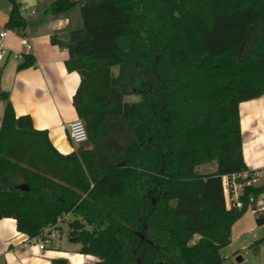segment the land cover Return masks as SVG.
<instances>
[{"label":"trees","instance_id":"1","mask_svg":"<svg viewBox=\"0 0 264 264\" xmlns=\"http://www.w3.org/2000/svg\"><path fill=\"white\" fill-rule=\"evenodd\" d=\"M10 1L6 27L25 37ZM79 5L85 37L67 69L81 77L73 105L88 140L61 154L0 92V220L35 239L73 214L68 238L96 264H222L249 211L246 199L228 209L222 184L254 172L240 105L264 96V0H55L47 14Z\"/></svg>","mask_w":264,"mask_h":264},{"label":"crops","instance_id":"2","mask_svg":"<svg viewBox=\"0 0 264 264\" xmlns=\"http://www.w3.org/2000/svg\"><path fill=\"white\" fill-rule=\"evenodd\" d=\"M17 1L21 6L34 9L36 15L29 19V28L22 37L17 30L6 27L12 11L11 1L0 0V34L7 33L1 39L5 54L0 63V92L9 94L18 117H31L37 130L49 133L61 154L73 153L81 145L71 142L68 129L71 122L79 119L73 99L81 77L77 72L68 71L67 62L85 37L80 5L54 17L47 13L55 0ZM41 19L43 21L37 23ZM30 54L36 59L35 65L19 69L24 57ZM5 105L0 95L2 118ZM240 121L245 163L248 169L261 171L264 176V96L241 103ZM256 217L250 210L234 224L232 242L221 250L222 264H264V242L258 244L264 239V226L258 225ZM61 231L63 233V229ZM64 237L68 235L55 238L61 241ZM53 245L42 252L38 242L18 230L16 220H0V264H53L54 259L66 260L68 264L99 261L91 255L80 254L79 249L63 250Z\"/></svg>","mask_w":264,"mask_h":264},{"label":"built area","instance_id":"3","mask_svg":"<svg viewBox=\"0 0 264 264\" xmlns=\"http://www.w3.org/2000/svg\"><path fill=\"white\" fill-rule=\"evenodd\" d=\"M22 16L26 21H29L32 17L36 15V11L27 6H21ZM7 35L6 32L0 34V63L2 62V56L5 54L4 46L1 44V39ZM28 49L30 48L26 40L23 41ZM3 118L0 117V130L2 127ZM68 134L71 142L75 145H82L88 140L87 126L84 121L77 119L69 124ZM264 176L261 172L254 171L253 173H242L233 174L232 176L223 177V188L224 195L228 209H242L244 208V200H247L249 204V211L251 210L256 215L264 213V181L262 178ZM250 187H263V190L257 194H250L246 196V190ZM63 221L58 220V225ZM58 226V227H59ZM51 227L44 230L40 237L33 239L40 245V250L42 252L46 251L48 247L53 245V238H59L62 234L61 228Z\"/></svg>","mask_w":264,"mask_h":264},{"label":"rangeland","instance_id":"4","mask_svg":"<svg viewBox=\"0 0 264 264\" xmlns=\"http://www.w3.org/2000/svg\"><path fill=\"white\" fill-rule=\"evenodd\" d=\"M113 73L118 75V68H114ZM125 100L128 103L139 102L140 97L138 95H131V96H127L125 98ZM0 117H1V115H0ZM214 168H215V165H210V166L199 167L198 170H201L203 172H211ZM258 172H261V171H258ZM261 173H263V172H261ZM74 219H75V216L73 214H67V216L64 218L63 222L60 224L61 225L60 228L63 229V233H62L63 235H68V233L70 231L69 223L71 221H73ZM107 226H108L107 222H104V227H107ZM87 227L90 228V226H88V225H87ZM53 242H54V245L52 246L53 248H55L56 245H58L63 250H68V249L69 250H78V249H80V244H78L74 241H71L69 238H66V237H64L61 241L54 238Z\"/></svg>","mask_w":264,"mask_h":264},{"label":"water","instance_id":"5","mask_svg":"<svg viewBox=\"0 0 264 264\" xmlns=\"http://www.w3.org/2000/svg\"><path fill=\"white\" fill-rule=\"evenodd\" d=\"M64 37H67V34H64ZM20 188L22 190H26L27 189V186L22 185V186H20ZM53 264H68V261L63 260V259H54L53 260Z\"/></svg>","mask_w":264,"mask_h":264}]
</instances>
